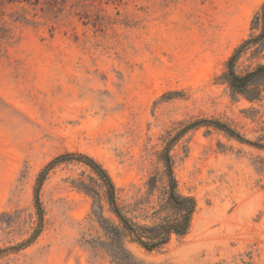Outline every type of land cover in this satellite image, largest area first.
Here are the masks:
<instances>
[{
  "label": "rangeland",
  "instance_id": "rangeland-1",
  "mask_svg": "<svg viewBox=\"0 0 264 264\" xmlns=\"http://www.w3.org/2000/svg\"><path fill=\"white\" fill-rule=\"evenodd\" d=\"M263 3L0 0V264H264V98L224 78L264 64ZM81 156L146 225L169 163L188 232L144 248Z\"/></svg>",
  "mask_w": 264,
  "mask_h": 264
},
{
  "label": "trees",
  "instance_id": "trees-1",
  "mask_svg": "<svg viewBox=\"0 0 264 264\" xmlns=\"http://www.w3.org/2000/svg\"><path fill=\"white\" fill-rule=\"evenodd\" d=\"M255 23L261 27V35H264V3L261 10L255 15ZM238 56V51L229 59L227 70L224 73L225 80L229 83L231 89L237 94H243L245 97L253 100H261L264 98V64H259L252 70H247L243 73L238 72L235 69V62ZM221 125V124H218ZM223 129L230 134L241 138L239 134H236L234 130L226 126H222ZM259 147H264V144H255ZM84 157L91 165H93L97 171L103 176V179L107 183L110 203L121 219L125 228L130 232L133 239L141 244L147 250H153L161 248L166 245L172 238L173 234L182 236L186 234L190 228L193 213L196 209V201L191 196H185L177 192V182L173 175L170 164H167V175L169 179L168 197L165 202V207L170 208L173 214H169L162 218V221L152 224H138L126 217L120 210L115 197V186L108 174L97 162L87 156ZM43 176V175H42ZM37 205L41 212L39 198L36 196ZM125 255H129V252L125 251ZM123 257L120 260H125Z\"/></svg>",
  "mask_w": 264,
  "mask_h": 264
}]
</instances>
